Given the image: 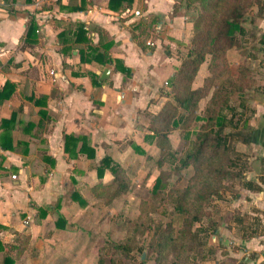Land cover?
Masks as SVG:
<instances>
[{"label": "crops", "instance_id": "0c3cea01", "mask_svg": "<svg viewBox=\"0 0 264 264\" xmlns=\"http://www.w3.org/2000/svg\"><path fill=\"white\" fill-rule=\"evenodd\" d=\"M109 1L34 0L26 4L24 0L15 3L0 0V88L7 82L15 85L12 98L0 103V121L17 111L13 132L15 142L24 141L29 145L27 156L4 151L0 147V157H5L3 167L9 170L8 175H0V224L3 226L0 233L17 226L16 221L7 223L6 214L15 216L23 203L22 192L10 188L11 183L20 186L18 181L10 180L16 176L12 175L13 167L19 174L32 170L31 174L40 180L44 168L49 165L45 157L53 158L55 167L51 168L45 184L40 183L30 195L45 198L51 195L52 183L57 179L64 180L68 175L67 167L78 164L82 169L81 166H86L89 171L82 169L83 176L75 182V190L82 196L83 189L90 194V188L100 180H112L108 171L102 179L97 175L96 166L105 156L127 167L123 165L122 157L125 155L117 148L123 150L136 146L144 151L145 146H155L159 150L150 137V118L169 99L168 83L181 65L182 54L190 44L192 23L181 8L175 12L177 0H135L131 8L123 10L110 9ZM33 18L39 26V38L34 44H27L28 25ZM153 19L157 23L148 28L150 37L141 46L135 25L143 21L151 23ZM78 23L86 25L89 42L75 41L74 32ZM257 24L261 29L260 38L264 34V19H258ZM62 32H67L70 40L66 43L72 49L68 55L60 53L63 45L59 42V34ZM103 43L111 45L109 55L114 61H122L131 70L130 75L117 71L114 63L81 61L87 46L100 47ZM234 50L229 51L230 61ZM239 53L246 58V62L263 58L246 50ZM235 68L232 66L233 70ZM106 70L109 74L103 78ZM201 73L203 70L199 76ZM91 75L97 76L103 83L93 85ZM201 83L198 77L196 86ZM258 84L261 92L255 98L253 107L256 109L255 116L262 122L260 127H254L252 144L263 152L258 158L259 168L255 177L246 175V180L254 181L262 190L255 192L240 184L242 188H236L237 197L226 193L231 202L240 198L241 221H236L233 216L221 228L225 231L217 238L218 245L227 246L225 250L229 253L221 256L223 261L217 259L220 264H264V68ZM42 96H47L44 105L31 101L32 97L39 99ZM28 123H32L33 128L30 129ZM65 135L85 137L88 145L95 150L96 158L89 159L85 154L71 158L64 150ZM125 151L128 156H135L133 151ZM107 178L111 179L106 181ZM60 212L65 214L62 210ZM245 227L250 238L244 236L242 229ZM65 231L55 230L54 233ZM227 231L229 237H223ZM230 245L237 246V250L234 248L233 251ZM209 252L213 253V250ZM37 256L38 252L35 258ZM207 257L205 260L209 262Z\"/></svg>", "mask_w": 264, "mask_h": 264}, {"label": "trees", "instance_id": "16d2710c", "mask_svg": "<svg viewBox=\"0 0 264 264\" xmlns=\"http://www.w3.org/2000/svg\"><path fill=\"white\" fill-rule=\"evenodd\" d=\"M4 1L15 3L17 0ZM33 1L24 0L26 4H31ZM134 1L110 0L109 7L112 10H123L131 8ZM180 8L186 16L192 14L189 19L192 23V38L182 54L181 65L169 80V99L161 110L150 118L149 131L150 137L160 150L158 165L168 164L176 168L179 173L183 169L192 168L193 175L184 187H168L161 178H157L150 195L152 201L157 199L170 201L174 209L184 218L178 237L179 248L176 250L172 264H196L197 257H205L202 250L208 245L209 238L217 233L219 227V221L213 219L209 227L203 223L208 216L205 205L210 207V204L223 198L224 192L235 190L239 184L255 192L262 190L254 181L246 180L245 174L250 157L239 147L250 146L255 137V128L250 124V119L256 113L252 103L261 92L258 81L264 68V34L259 38L261 29L257 24L258 19H264V0H177L175 12ZM156 23L153 19L151 23L143 21L135 25L141 46L143 41L150 37L148 28H153ZM74 35L76 42H89L88 31L83 23L76 24ZM38 38L39 26L33 18L29 22L25 42L34 44ZM59 42L63 45L60 53L68 55L72 52V49L66 45L70 42L67 32L59 34ZM110 48L109 43L100 44V47L89 45L86 53L81 56V61L97 60L102 64L114 63L117 71L130 75L131 70L125 67L122 61H114L109 55ZM233 49L246 50L263 58L261 57L260 61L244 62L233 70L229 59V51ZM203 69L205 70L203 81L196 86ZM91 77L93 85L100 86L103 83L97 76L91 75ZM14 93L15 85L7 82L0 88V103L10 100ZM46 100L47 96L39 99L31 98V101L37 105H44ZM17 115L18 112L13 111L9 118L1 119L0 147L4 151L19 152L27 156L28 143L15 142L13 134ZM193 121L200 122L201 126L196 132L191 148L183 155L172 147L170 137L179 128L184 130L183 136L188 137ZM27 126L33 128L32 123H28ZM64 139V150L71 158H77L79 154H85L89 159L96 158L95 150L88 145L85 137L65 135ZM80 142L82 144L78 147ZM134 148L144 154L139 147ZM45 158L48 159L49 165L44 168L45 172L40 177L41 184H45L51 168L55 167L53 158ZM4 161L5 157L1 156L0 175L9 174V170L3 167ZM96 170L99 179H102L108 171L112 175V180L110 182L100 180L90 188V196L103 199L110 204L131 189L132 179L128 170L110 156L101 159ZM13 171L18 172L15 167L12 168ZM72 198L82 207L87 203L77 190L72 193ZM31 207L38 211L37 217L40 221L54 212L57 214L53 229H49V232L68 229V221L60 212V205L51 209L34 204ZM240 216L241 214L235 215V220L240 222ZM134 225L141 228L140 222ZM142 225L144 226L143 223ZM1 229L3 226L0 224ZM159 231L163 235L161 236L163 240L166 241L168 237L170 242L174 241L168 236L167 230H162L160 227ZM242 231L245 237L250 238L251 235L246 227ZM163 243L161 241L160 247H163ZM133 247L138 248L136 237L133 235H129L123 244L113 245L115 251L123 253H130ZM37 252L35 253V249L28 250L23 240L5 245L0 237V264L24 263L28 259H34ZM110 252L108 250L107 254ZM97 264H107V262L100 257ZM110 264H115L112 257Z\"/></svg>", "mask_w": 264, "mask_h": 264}, {"label": "rangeland", "instance_id": "374dc122", "mask_svg": "<svg viewBox=\"0 0 264 264\" xmlns=\"http://www.w3.org/2000/svg\"><path fill=\"white\" fill-rule=\"evenodd\" d=\"M191 15L188 16V19L191 18ZM230 58L233 68L241 64L242 60L246 62V58L236 50L231 52ZM203 73L199 76L200 83L203 81ZM261 122L262 119L255 115L250 119V124L254 125L253 127H260ZM200 126V122L193 121L188 137L183 136L182 128L177 129L170 137L172 147L185 155L191 148ZM145 147L144 154L137 152L131 146L123 150L117 148V151H120L123 156H127L122 157L125 163L123 165L128 168L132 186L128 193L121 195L110 204L103 199L90 196L85 189L81 191L87 202L84 207L71 197L76 188L75 182L83 176L81 175L82 169L89 171L85 168L86 166H81L82 169L78 164L67 167L69 173L64 180L57 179L52 183L51 195H46L45 198L35 196V199L30 195L38 189L40 180L31 174L32 170L21 174L13 171L12 175H16V178L11 177L10 180L18 181L20 186L16 187L11 183L10 188L22 192L23 203H20L22 207H19L15 216H12L11 213L6 214L7 223L16 221L17 226H12L13 228L1 232L0 237L5 245H12L17 240H23L28 250L35 249V253L38 251L36 258L15 264H97L100 257L104 258L107 264H110L111 257L114 258L115 264H172L176 257V250L179 248L177 247L178 237L184 218L174 209V205L170 201H160L159 199L152 201L150 193L157 178H161L168 187L186 186L193 175V170L192 168L183 169L179 173L176 168L168 164L159 166L157 160L160 150L155 146ZM239 149L250 157L245 175L255 177L262 149L254 144L247 147L241 145ZM125 150L133 151L135 156H128ZM110 179L105 180L109 181ZM239 186L240 184L237 185V189ZM237 189L228 191L229 196L238 195ZM226 193H223L221 200L210 204V207L205 205L208 216L205 217L203 223L209 227L213 220L219 221V228L217 233L209 238L210 244L202 250V253L206 255L205 257L208 256L210 261H206L205 257H197L196 264L205 262V264H220L217 259L223 261L221 256L225 257L229 253L225 250L227 246L218 245L217 238L222 236L225 231L221 228L227 225L233 216L238 215L239 209L242 207L240 198L231 202L229 200L231 197L228 198ZM36 195L39 194L36 192ZM32 204H38L47 209L60 205V210L65 212L64 216L70 222L69 229L56 235L54 230V232H49V229H53V222L57 218V214L54 212L50 217L40 221L37 217L38 211L31 207ZM234 213L236 214L234 215ZM137 222L141 223V228L135 227L134 223ZM160 227L162 230L168 231L167 234L171 239H174L173 242H170L168 237H166V241L161 238L163 235L160 234ZM129 235L136 237L138 248L133 247L130 253L115 251L113 245L123 244ZM224 235L223 237L228 238L230 234L227 231ZM161 241L164 242L163 247L159 245ZM227 241L229 240L227 239ZM230 247L233 251L237 250V246L230 245ZM210 249L213 250V253L209 252ZM108 250L111 251L110 254H107Z\"/></svg>", "mask_w": 264, "mask_h": 264}, {"label": "water", "instance_id": "95a60500", "mask_svg": "<svg viewBox=\"0 0 264 264\" xmlns=\"http://www.w3.org/2000/svg\"><path fill=\"white\" fill-rule=\"evenodd\" d=\"M107 74H109V70H106V71H105V73H104V75H103V78H104Z\"/></svg>", "mask_w": 264, "mask_h": 264}, {"label": "built area", "instance_id": "2783aa9c", "mask_svg": "<svg viewBox=\"0 0 264 264\" xmlns=\"http://www.w3.org/2000/svg\"><path fill=\"white\" fill-rule=\"evenodd\" d=\"M13 178H16V176H12Z\"/></svg>", "mask_w": 264, "mask_h": 264}]
</instances>
